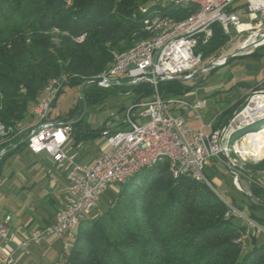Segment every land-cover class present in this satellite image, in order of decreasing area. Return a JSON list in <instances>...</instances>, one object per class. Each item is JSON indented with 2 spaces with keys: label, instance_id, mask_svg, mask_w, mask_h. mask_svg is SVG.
Instances as JSON below:
<instances>
[{
  "label": "trees",
  "instance_id": "obj_1",
  "mask_svg": "<svg viewBox=\"0 0 264 264\" xmlns=\"http://www.w3.org/2000/svg\"><path fill=\"white\" fill-rule=\"evenodd\" d=\"M140 7L146 11L137 10ZM195 8L193 4L164 5L162 0H0V123L6 129L18 123L31 125L33 107L51 79L61 82L66 77L64 87H78L101 74L115 52L126 51L132 40L147 37L141 34L145 18L158 15L182 20ZM229 46L230 36L214 24L210 39L199 42L195 52L204 61L218 57ZM111 88L131 94V104L152 99L155 91L167 98L190 89L180 79L160 81L156 86L141 83L109 88L91 82L82 89L87 108ZM243 104L244 97L234 95L224 111L227 119ZM82 111L83 101L78 97V106L62 120H72L70 138L76 143L98 138L104 129L103 125L92 127L85 114L80 118ZM10 133L0 142V150H7L0 157V171L9 154L26 146L25 132ZM214 161L205 169L207 179ZM259 167H264V161ZM246 169L253 177L258 173L250 164ZM254 180L258 184L251 183L250 194L234 188L241 197L237 201L231 196L230 201L264 224V180ZM110 186L114 193L104 209L76 226L63 264H264L263 243L249 251L235 243L243 226L234 217H225V203L204 182L185 175L174 177L168 159Z\"/></svg>",
  "mask_w": 264,
  "mask_h": 264
},
{
  "label": "built area",
  "instance_id": "obj_2",
  "mask_svg": "<svg viewBox=\"0 0 264 264\" xmlns=\"http://www.w3.org/2000/svg\"><path fill=\"white\" fill-rule=\"evenodd\" d=\"M200 1L202 12L190 24L171 28L165 38L153 42L150 46L139 48L136 52L115 56L112 73L108 78L94 83L109 88L141 83L156 86L160 81L177 78L190 80L195 72L206 73L225 65L227 57L230 59L238 55H249L264 46V0H245L238 5L234 4L236 0ZM214 24H218L229 36L230 29H233L235 36L233 38L230 36V45L236 44V47L226 55L225 50L222 51L217 58H211L209 63L203 65L201 54L195 52V49L199 42L206 43L210 39ZM65 80L66 77L61 82H54L43 92L38 100V108H35L33 114L34 123L28 126L19 125L17 134L25 132L24 141L31 152L47 153L55 167L64 170L67 180L64 201L56 210L54 220L43 227L31 230L17 243V249L26 251L29 244H40L50 234L66 239L64 243L66 249L72 236L73 219L89 214L96 208L108 186L119 184L120 178L130 173L132 168L146 162L149 155L156 151L175 154L181 161V170L193 171L199 177H206L205 169L212 159L220 161L227 168L233 187L239 192L250 194L249 188H245L241 182L243 179H247L248 185L258 184L252 175L237 172L227 163L221 153V137L224 132L236 125L237 121L261 116L264 112L262 105L264 89L251 92L243 106L225 125L216 129L207 125L206 130L192 129L183 117L175 115L171 110L174 106L189 109L200 119V112L206 105L204 99L188 102L179 96L162 98L155 91L152 99L130 104L124 109L123 127L117 125L114 130L105 127L101 131L107 146L106 151L82 165L77 160V148L68 145L69 125L72 120L62 121L50 116L51 106L63 89ZM134 110H137L136 114H133ZM110 117L114 118V114L110 113ZM136 118H148V121L137 122ZM6 131L1 124V132ZM6 151L1 149L0 157ZM243 155L248 157V154ZM225 200L228 201L225 217L244 221L238 238H234L242 243V249L245 250L248 241L257 235H261L264 240V224L255 221L227 198ZM9 223V215L0 220V239L5 243L14 240ZM13 254V249L2 254L0 264H17Z\"/></svg>",
  "mask_w": 264,
  "mask_h": 264
},
{
  "label": "rangeland",
  "instance_id": "obj_3",
  "mask_svg": "<svg viewBox=\"0 0 264 264\" xmlns=\"http://www.w3.org/2000/svg\"><path fill=\"white\" fill-rule=\"evenodd\" d=\"M245 0H236L235 5L241 4ZM162 2L165 4H168L169 1ZM139 8H137L138 10ZM230 36L233 38L235 36L233 29H230ZM141 34L143 36H148L149 32L144 28L142 30ZM142 39H144L142 37ZM132 40L131 44L128 49L132 48L137 42L140 40ZM236 44L230 45L225 50V55L228 52H231L233 49H235ZM221 54V53H220ZM253 55V54H252ZM217 58V57H212ZM211 58L206 59L203 61V65L209 63ZM197 79L194 80L196 85L199 83L204 82L203 84L197 86L193 93H195V96L198 95L200 97H204L206 100V109L209 112H214L216 108L220 107L219 100L224 97L223 94L218 93L215 96H208L211 91L216 89H225L227 86L232 84L234 81L237 80H245V81H253L251 84L252 86L249 89L246 88H240V92L242 96L244 97V102L248 98V96L253 92L254 90L258 89H264V46L260 47L256 50V53H254L253 56L250 55H238L230 58L229 62L225 65L219 66L214 68L209 73H197ZM192 83V82H191ZM185 86L187 84H183ZM79 87V86H78ZM78 87H74L71 85H66L63 87V90L60 92L58 97L55 100L54 105L51 108L50 116L53 119L57 120H63L65 119L67 113L78 106ZM236 87V86H235ZM106 96L99 101L97 104L93 106H89L85 110V119L89 122V124L92 127H98L99 125L104 124L108 126V128H114L116 125H119L120 122H123L124 118V109L122 107H129V105L132 102V95L126 94L123 92L121 88H111L108 89L106 92ZM214 100L217 102L215 103ZM237 109L236 111H238ZM234 111V113L236 112ZM74 113V112H72ZM110 113L114 114V118L110 117ZM137 110H134L133 114H136ZM233 113V114H234ZM137 122H146L148 121V118H136ZM103 128L105 126L103 125ZM264 128V117L257 118L253 123L246 126L242 131H239L232 135L231 141L237 139L240 135L244 134L246 131L250 130H258ZM243 141V139H242ZM107 149L105 139L103 137L99 138L97 143H88L85 142L83 145L79 147V155L78 160L80 159L79 163L82 165L87 164L91 160L97 158L102 153H104ZM37 160L41 162L43 166L45 165V168L49 170L50 172H53L55 175L60 174V172H63V169H58L55 167V164L53 160L47 156L45 152H41L39 156H35L32 153H26L25 151L15 153L9 157L5 161V166L3 169V174L0 181V200L8 199L9 205L7 206L8 211L12 210V207H14V201L10 197H6L8 194L6 187H4L3 179H18L16 178V171H19V167L26 166L27 163H34V161ZM264 161V153L262 156L257 160L253 161L252 158L247 157V165L250 164V166H253L258 174L262 175V171H264V167H259L260 164ZM246 165V167H247ZM249 169V167H248ZM247 170V169H246ZM214 171V172H213ZM212 172L207 171L208 179L212 182L213 186L216 188V190L223 195L228 200H231V196H234V198L238 201L241 197V194L237 192L231 182L230 175L228 174L227 168L222 165L218 164L217 168L214 169ZM43 173H39L35 171L34 173V179H39L40 176L45 175ZM13 174L11 177L9 175ZM39 175V176H38ZM260 177V176H259ZM31 178V177H30ZM41 178V177H40ZM247 179L241 180L243 186L245 188H250L247 181ZM3 185V186H1ZM251 185V184H250ZM248 186V187H247ZM250 190V189H249ZM2 193V195H1ZM114 193V187L108 186L107 190L101 195L98 204L95 209H93L89 214H86L85 217H93L97 215L99 212H101L106 203L111 199L112 194ZM3 200V201H4ZM248 199L245 198V202ZM250 202V199L248 200ZM255 203V200H251V203ZM12 212V211H11ZM245 213H247L246 210H244ZM15 217L13 218V221ZM236 223L239 225L244 224V221L242 219H234ZM12 221V222H13ZM64 238H59L55 234L48 235L40 244L31 243L26 247L25 253L17 252L15 256V260L17 261V264H63L65 261V258L68 254V249H64ZM263 242L262 236L257 235L254 239V241L249 240L245 250L249 251L252 249V247L257 244H261Z\"/></svg>",
  "mask_w": 264,
  "mask_h": 264
},
{
  "label": "crops",
  "instance_id": "obj_4",
  "mask_svg": "<svg viewBox=\"0 0 264 264\" xmlns=\"http://www.w3.org/2000/svg\"><path fill=\"white\" fill-rule=\"evenodd\" d=\"M253 55H250V56H253ZM211 71H208L206 73H209ZM197 76H198L197 74L194 75L192 79L190 80H182L181 78H177V79H180L183 84L188 83L187 86L190 87L189 91L179 96L180 98L188 102H194L197 99L205 100L204 97H200L198 95L195 96V93H193V90L197 86L204 83L202 82L196 85L194 80L197 79ZM238 83L249 84L250 85L249 88H250L252 86L251 84L253 83V81L251 82V81H245V80H237V81H234L229 86H227L225 89H222V90L216 89V90L211 91L208 95H206V97L215 96L218 93L223 94L224 97L219 100L220 107L216 108L214 112H209L206 109L207 105H205V108L202 109L200 112V119L196 118L194 112L189 109H184L179 106H174V107H171V110L174 112L175 115L183 117L187 125L194 130H199L201 128L206 130L207 125H210L213 129L219 128L225 125L230 119V118L227 119L228 114L224 113V111L232 105L234 95L236 94L242 95L241 92L239 91L240 88L242 87H238L236 85ZM249 88H246V89H249ZM214 102L216 103L217 101L214 100ZM205 103H206V100H205ZM101 125L108 127L105 124H101ZM116 127L114 126V128H109V129L114 130ZM101 137L102 136L89 140V141H80L78 143H76L73 139L69 137L68 145L77 148L78 155H79V147L81 145H83L85 142L97 143L99 138ZM22 151H25L26 153H32L35 156H39L41 153V152L33 153L25 146L9 154L1 166L0 181H1L2 174H3V169L5 166V161L9 159L11 155L22 152ZM47 156L49 155L47 154ZM77 160H78V157H77ZM79 161L80 159L78 160V162ZM40 163L41 162L35 160L34 163L33 162L27 163L26 166L24 167L20 166L19 171H16L17 172L16 178L18 179H7V178L3 179L4 181L2 184L4 185L5 183L4 187H6V190L8 191L7 192L8 194L4 193V195H7L6 196L7 198L11 197L12 200L14 201V204L16 205H13L14 207H12V210H11L12 212H11V211L6 210L7 206L9 205L8 199H5V200L3 199L4 201L0 200V220L3 219L5 216L9 215L10 216L9 229L14 234V240L9 243H5L4 241L0 239V256L2 254L7 253L9 249L14 250V254H13L14 259H15L17 252L25 253L23 249L16 248L17 243L21 241L31 230H34L39 227H43L51 223L54 220V214L56 210L59 207H61L63 204L65 193H66V186H67V180L65 177L64 170L63 172H60V174L55 175L53 172L49 173L50 169L47 170L45 168V165L43 166ZM214 164H215L214 169L217 168L218 164L224 165L223 163L217 160L214 161ZM213 170H209V171L212 172ZM35 171L39 172L40 174L45 172L44 173L45 175L42 174V176H40L41 178L39 177V179H34L33 177H34ZM251 173L249 172L246 174L251 175ZM12 175L13 174L9 176L11 177ZM253 178L264 180V177L258 173H256ZM14 217H15L14 219L15 221H13Z\"/></svg>",
  "mask_w": 264,
  "mask_h": 264
},
{
  "label": "bare ground",
  "instance_id": "obj_5",
  "mask_svg": "<svg viewBox=\"0 0 264 264\" xmlns=\"http://www.w3.org/2000/svg\"><path fill=\"white\" fill-rule=\"evenodd\" d=\"M171 3H179V4H193L196 8L195 10L190 13L186 18L182 20H173L168 17H160L155 15L153 17H148L143 20L144 28L148 30L149 35L137 42L132 48L123 51V52H115L112 56V60L107 65L106 69L103 70L101 74L96 76L94 79L89 80V82H94V80H101L106 79L112 73V68L114 64L115 56H125L127 54H131L136 52L139 48H144L146 46L152 45L153 42L158 41L161 38H165L168 33L170 32L171 28H179L186 24H190L195 17H198L199 14L202 12V2L200 0H171ZM140 11L145 12L146 7H140ZM156 19V20H155ZM76 40H81V38H76ZM54 82H57L55 79H51L44 87L43 92L47 90ZM264 106V102L262 104ZM35 108H38V102L33 107V114ZM264 117V112L261 113V116L251 117L244 121H237L236 125H234L229 131H226L222 134L221 137V153L224 155V158L227 160V163L235 168V171L245 173L246 172V165H247V157L243 154H248V158H252L253 161H257L262 154L264 153V128L259 129L256 132H247L240 135L237 139L231 141L232 135L242 131L246 126L253 123L257 118ZM19 125H23L18 123L15 127H8L6 132H1V123H0V142L2 141L3 137L6 136L7 133L11 132L17 135L19 133ZM10 133V134H11ZM246 135V136H245ZM245 136V138H244ZM243 139V141H242ZM7 142V141H6ZM4 143V142H2ZM239 144V145H238ZM236 145H238L237 149ZM166 158L169 161V169L171 174L174 177L179 176H190L196 181H201L207 184L218 196L219 198L225 203L228 208V201H226L223 196L215 190L206 177H199L196 173L190 170H181V161H179L175 154L168 152V151H156L149 155L148 160L132 168L130 173H127L125 177L120 178L119 183H122L132 177L135 173L146 166H150L155 164L158 160ZM250 172V171H249ZM247 173V172H246ZM251 173V172H250ZM253 174V173H252ZM262 175H264V171H262ZM85 216L77 217L73 219V231L72 236L69 239V243H67L66 249H69L71 246V239L74 236V231L78 223L84 218ZM77 229V228H76ZM241 232V230H240ZM238 238V235L237 237ZM234 242L242 246V243L236 239ZM264 245V240H263Z\"/></svg>",
  "mask_w": 264,
  "mask_h": 264
},
{
  "label": "water",
  "instance_id": "obj_6",
  "mask_svg": "<svg viewBox=\"0 0 264 264\" xmlns=\"http://www.w3.org/2000/svg\"><path fill=\"white\" fill-rule=\"evenodd\" d=\"M228 59H229V57H227V58L225 59V62H226ZM196 74H197V72H195V73L193 74V76L196 75ZM96 81H97V80H94V82H96ZM86 83H89V80H88V81H85V82H83V83H81V84L79 85V87H78V97H79V99H81V100L83 101V111H82V114H81L80 118L84 115L85 110L87 109V104H86V102H85V100H84V97H83V95H82V89H83V86H84Z\"/></svg>",
  "mask_w": 264,
  "mask_h": 264
}]
</instances>
